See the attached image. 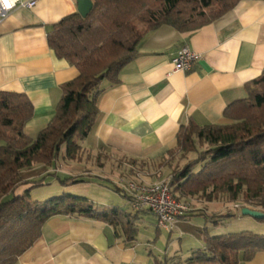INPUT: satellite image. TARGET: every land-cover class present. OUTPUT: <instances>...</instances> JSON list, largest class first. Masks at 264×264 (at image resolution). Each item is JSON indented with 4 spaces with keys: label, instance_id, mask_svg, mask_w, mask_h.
Here are the masks:
<instances>
[{
    "label": "crops",
    "instance_id": "crops-1",
    "mask_svg": "<svg viewBox=\"0 0 264 264\" xmlns=\"http://www.w3.org/2000/svg\"><path fill=\"white\" fill-rule=\"evenodd\" d=\"M76 12L77 0H38L33 7L18 6L0 23V90L25 93L32 101L34 116L25 126L30 137H37L55 116L62 85L79 75L48 43L54 24ZM182 47L199 54L189 70H177L172 62ZM263 70L264 0H241L221 18L190 32L163 25L141 40L138 55L123 68L118 83L102 82L99 115L80 141L81 159H66L63 146L57 163L45 166V174L84 176L81 185L100 188L105 187L102 181L117 189L123 182H154L153 165L177 147L180 127L230 123L225 109L247 98L246 84ZM70 187L61 189L75 188ZM119 191L126 203L117 207L137 215L135 240L127 241L120 227L101 220L56 215L15 264H187L194 251L205 247L207 216L238 215L231 203L204 201L191 216L163 228L156 215L135 211L129 194ZM217 222L212 232L223 224ZM186 236L192 240L184 250ZM241 264H264V252Z\"/></svg>",
    "mask_w": 264,
    "mask_h": 264
},
{
    "label": "trees",
    "instance_id": "trees-1",
    "mask_svg": "<svg viewBox=\"0 0 264 264\" xmlns=\"http://www.w3.org/2000/svg\"><path fill=\"white\" fill-rule=\"evenodd\" d=\"M92 1L87 17L76 12L54 24L48 33L50 48L58 58L75 65L79 75L62 85L55 116L37 137L25 133L34 116L30 98L25 93L0 90V264H15L56 215L101 220L120 227L127 241L136 239L137 215L117 206L101 209L89 198L71 194L32 200L31 190L42 185L47 176L31 181L24 180L21 173L36 164L52 167L63 146L66 159L80 160V141L89 136L99 115L102 82L120 81L121 71L136 58L148 33L163 25L180 32L197 30L221 18L241 0ZM246 87L247 98L224 111L230 123L200 126L190 122L180 127L177 147L162 159H174L178 152L197 154L170 175L179 198L201 195L207 202L224 199L264 212V70ZM204 145L208 148L199 151ZM162 160L159 165H166ZM48 175L65 185L86 180L84 176L63 179ZM25 185L29 186L16 194ZM186 216L191 215L181 217ZM235 216L227 212L207 219L218 225L217 221ZM259 220L264 222V218ZM202 234L205 247L194 251L187 264H241L264 252V234L242 230L210 235L207 226Z\"/></svg>",
    "mask_w": 264,
    "mask_h": 264
},
{
    "label": "rangeland",
    "instance_id": "rangeland-1",
    "mask_svg": "<svg viewBox=\"0 0 264 264\" xmlns=\"http://www.w3.org/2000/svg\"><path fill=\"white\" fill-rule=\"evenodd\" d=\"M66 147V146H65ZM199 151L205 150L208 148L207 145L198 147ZM174 159H168V160H162L163 162H167L166 165L164 166H160V162L157 164H154L153 167V171L157 174V180L156 181H161V180H168L170 179V175L172 173L173 170L175 169H180L182 168L187 162L192 161L193 159H195L197 157L196 153H188V154H183V153H177ZM81 159V158H80ZM46 165L44 164H36L34 165V168H30V169H25L22 171V177L24 179H28L31 181L34 180H39L42 177L47 176L45 179V182L40 185V186H36L34 187L31 192H30V196L32 200H37V201H46L49 200L52 197L55 196H61L64 194H71V195H76V196H83V197H87L89 198L91 201L94 202V204L99 207V208H103L104 206L106 209H110V207H112L113 205L116 206H121L123 204L126 203L125 201V197H123V193H121L119 190H117V188L115 187V185L110 182V181H102L105 182V187H97L94 186L93 184H80V183H76V184H72L69 185V187H75L72 190L70 189H65L62 190V186H65V184H62L60 179H58L57 177L53 176V175H46L45 174V167ZM146 168H144L143 170H145ZM198 169V168H197ZM150 171V170H148ZM60 178L65 179V175L60 174ZM96 180H103L101 178H97ZM86 181V180H85ZM84 182V181H83ZM80 184V185H78ZM30 185V184H29ZM29 185H25L24 187L19 188L16 191V194H20L23 189H25V187L29 186ZM70 187V188H71ZM192 206L194 211H197L199 209H197L200 205L199 203H203L205 200V198L201 195H196V196H188V197H184ZM217 202L220 203V205L226 204V203H231L228 202L224 199H219L217 200ZM107 203H110L109 205ZM104 204V205H103ZM232 207L234 210H236L237 212V217L235 218H225V219H221L219 221H223V224H220V226L218 227V229L215 232L213 231V227L215 224H213L214 222L210 219H208V224L207 226H211L210 230H209V234L210 235H214V234H221V233H231V232H239L242 230H250L259 234H264V222L260 221L259 219L250 216V215H243L242 214V208H243V203L241 202H237V203H231ZM103 205V206H101ZM202 206V205H201ZM245 207H249V208H253L251 206H245ZM126 209H129L127 207H125ZM228 211V209L226 210ZM184 220V219H183ZM184 226H190L188 224L184 225ZM216 226V225H215ZM209 229V228H208ZM163 233L165 235H168V233L164 230ZM191 240L192 238L190 236H186L183 241H182V247L184 248V250H186V248L189 246H191ZM190 241V242H189Z\"/></svg>",
    "mask_w": 264,
    "mask_h": 264
},
{
    "label": "built area",
    "instance_id": "built-area-1",
    "mask_svg": "<svg viewBox=\"0 0 264 264\" xmlns=\"http://www.w3.org/2000/svg\"><path fill=\"white\" fill-rule=\"evenodd\" d=\"M11 7H6L0 2V23L15 8L22 5L33 7L38 0H9ZM199 58V54L189 47H182L172 58L177 70H189ZM119 188L129 194L131 206L135 211L149 210L158 218V223L163 228H171L174 221L181 216L192 212L191 204L179 198L174 192L168 180L154 181L150 183H119Z\"/></svg>",
    "mask_w": 264,
    "mask_h": 264
},
{
    "label": "water",
    "instance_id": "water-1",
    "mask_svg": "<svg viewBox=\"0 0 264 264\" xmlns=\"http://www.w3.org/2000/svg\"><path fill=\"white\" fill-rule=\"evenodd\" d=\"M77 4H78V13L81 14V16L84 18L87 17L93 9L92 0H77ZM242 214L250 215L257 219L264 218V212L249 207H243Z\"/></svg>",
    "mask_w": 264,
    "mask_h": 264
},
{
    "label": "clouds",
    "instance_id": "clouds-1",
    "mask_svg": "<svg viewBox=\"0 0 264 264\" xmlns=\"http://www.w3.org/2000/svg\"><path fill=\"white\" fill-rule=\"evenodd\" d=\"M6 7H11L9 0H0Z\"/></svg>",
    "mask_w": 264,
    "mask_h": 264
}]
</instances>
